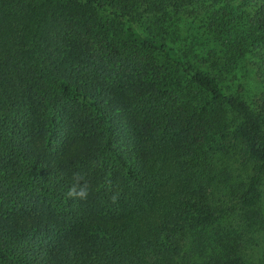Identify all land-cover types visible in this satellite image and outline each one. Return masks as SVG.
I'll return each mask as SVG.
<instances>
[{
  "label": "trees",
  "instance_id": "1",
  "mask_svg": "<svg viewBox=\"0 0 264 264\" xmlns=\"http://www.w3.org/2000/svg\"><path fill=\"white\" fill-rule=\"evenodd\" d=\"M233 219L264 235V0H0V264H264Z\"/></svg>",
  "mask_w": 264,
  "mask_h": 264
},
{
  "label": "rangeland",
  "instance_id": "2",
  "mask_svg": "<svg viewBox=\"0 0 264 264\" xmlns=\"http://www.w3.org/2000/svg\"><path fill=\"white\" fill-rule=\"evenodd\" d=\"M250 61V59H245L238 65L228 84V91L234 92L246 100H250L258 90L253 83L252 67L248 64ZM226 162L234 169L235 174H242L234 160L229 158V161L226 160ZM232 222L231 234L238 240L239 253L246 261H257L262 253L264 235L255 227L247 226L236 219H233Z\"/></svg>",
  "mask_w": 264,
  "mask_h": 264
},
{
  "label": "clouds",
  "instance_id": "3",
  "mask_svg": "<svg viewBox=\"0 0 264 264\" xmlns=\"http://www.w3.org/2000/svg\"><path fill=\"white\" fill-rule=\"evenodd\" d=\"M83 176L79 173H73V182L71 184V186L69 187L66 195L69 198L72 199H79V200H86L88 193H89V189H90V185L85 181L83 183H81V181H83ZM117 199V197L114 195L112 197L113 202H115Z\"/></svg>",
  "mask_w": 264,
  "mask_h": 264
}]
</instances>
